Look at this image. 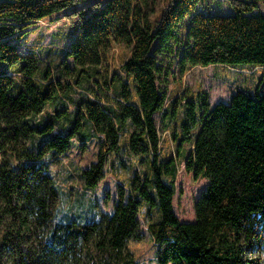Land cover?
<instances>
[{"label": "trees", "instance_id": "1", "mask_svg": "<svg viewBox=\"0 0 264 264\" xmlns=\"http://www.w3.org/2000/svg\"><path fill=\"white\" fill-rule=\"evenodd\" d=\"M261 1L229 0L235 12L223 14L205 0H0V264H134L142 220L159 264H264V93L238 86L211 104L163 79L174 61L181 74L264 69ZM62 14L75 25L64 54L20 50L17 38ZM81 136L99 139L78 173L86 189L108 165L119 175L124 148L131 168L113 212L58 219L51 164ZM182 159L208 180L192 221L174 210Z\"/></svg>", "mask_w": 264, "mask_h": 264}, {"label": "rangeland", "instance_id": "2", "mask_svg": "<svg viewBox=\"0 0 264 264\" xmlns=\"http://www.w3.org/2000/svg\"><path fill=\"white\" fill-rule=\"evenodd\" d=\"M202 6L205 10L223 14H233L234 8L230 6L229 0H205ZM258 12L264 13V2H260ZM75 25L63 14L53 20L46 19L40 21L32 30L22 38H17L19 48L22 52L36 51L43 55L51 53L64 54L68 48V43L74 37ZM121 48L118 46L112 50V55L118 58ZM70 65L72 58L67 59ZM171 58L166 59L164 73L167 70ZM168 77V79H167ZM163 79L167 82L168 92L171 94L175 90H185L190 94H200L207 97L211 104L219 101H230L232 95L238 91V86L249 89L251 92L260 90L264 93V69L230 67L225 65H197L181 74L179 67L173 62L169 75L163 74ZM165 85H162L164 87ZM258 86L257 89H254ZM181 88V89H179ZM191 95L190 97H192ZM197 98V97H195ZM172 97L168 98V102ZM167 121V120H166ZM158 125L162 135L164 146H171L174 149L175 143L171 139L170 130L165 127V121L161 114H158ZM86 127V126H84ZM84 131V130H82ZM167 139V140H166ZM99 139L77 137L72 145V149L66 154L58 155L51 164V171L55 174L56 181L62 190V200L59 204L58 219L67 213H83L82 219H99L102 213H111L119 195V182L123 174L129 175L131 168V157L123 150V158L126 165L121 163L119 167V177L117 173H112L110 165L106 167V175L101 180L96 189H86L79 183L78 173L97 160L99 149ZM189 147V144L185 145ZM206 178H196L194 174L186 169L185 160L179 161V170L176 181V193L174 195V210L181 220H195V202L207 187ZM87 209V211H86ZM68 216V215H67ZM142 217V214L140 213ZM143 218V217H142ZM141 237L132 239L128 243L129 251L133 252L134 264H159L155 253V244L149 234L144 220L141 221Z\"/></svg>", "mask_w": 264, "mask_h": 264}]
</instances>
